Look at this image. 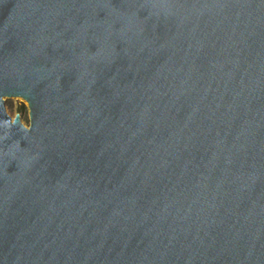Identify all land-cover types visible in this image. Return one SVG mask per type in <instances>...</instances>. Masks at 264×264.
<instances>
[{
  "label": "water",
  "instance_id": "1",
  "mask_svg": "<svg viewBox=\"0 0 264 264\" xmlns=\"http://www.w3.org/2000/svg\"><path fill=\"white\" fill-rule=\"evenodd\" d=\"M0 264H264V0H0Z\"/></svg>",
  "mask_w": 264,
  "mask_h": 264
},
{
  "label": "rangeland",
  "instance_id": "2",
  "mask_svg": "<svg viewBox=\"0 0 264 264\" xmlns=\"http://www.w3.org/2000/svg\"><path fill=\"white\" fill-rule=\"evenodd\" d=\"M5 109L9 116L12 118L18 114L21 118V122L25 125H29V110L27 103L19 98L16 99H6Z\"/></svg>",
  "mask_w": 264,
  "mask_h": 264
}]
</instances>
